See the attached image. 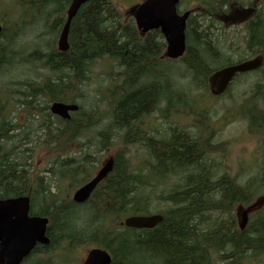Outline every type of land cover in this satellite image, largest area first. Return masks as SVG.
<instances>
[{"label": "trees", "instance_id": "1", "mask_svg": "<svg viewBox=\"0 0 264 264\" xmlns=\"http://www.w3.org/2000/svg\"><path fill=\"white\" fill-rule=\"evenodd\" d=\"M137 1L92 0L84 4L71 22L69 49L61 52L56 42L66 23L68 0H19L22 14L18 18L24 22H15L10 34L5 29L0 35V73L13 66L14 74L1 89L10 98L16 97L17 105L27 108L30 114L41 111L43 122L46 118L55 120V127L40 126L47 131L42 140L44 147L48 145L54 154L50 164L53 173L59 180L77 173L90 178L97 168L90 155L94 146L105 145L109 123L120 139L115 140L113 170L97 186L94 199L72 206L57 202L49 193L51 182L45 170L33 173L31 164L20 163L23 156H29L25 152L28 149L21 148L33 142V137L21 136L20 143L13 140V150L8 149L10 125L2 119L0 197L29 195L31 214L53 220L48 234L63 231L65 238L74 235L71 243H82L84 248L96 244L112 253V264L263 262L264 203L250 214L244 229L238 226L235 209L239 204L250 205L264 194V168L251 174L254 171L241 166L240 161L235 171L241 166L247 172L245 181L227 171L220 176L207 162L208 150L216 145L210 142L211 131L209 138L175 131L173 127L171 132L166 127L158 134L149 120L159 115L157 112L164 120H171L180 113L181 97L182 105L200 110L202 106L197 107L199 102L189 94L190 86L201 90L205 98L210 94L208 79L214 69L258 52L264 54V0H191L192 7L200 10L188 19L186 51L177 60L166 58V43L160 32L141 35L134 19L125 15L122 8ZM182 2L190 4V0ZM252 6H257L256 14L249 16L241 29L235 27L232 37L231 27L227 29L223 21H216L231 9ZM240 30L245 32L243 41L236 34ZM20 31L37 33L39 40L31 51H25V44L20 42ZM44 34L50 37L45 39ZM106 59L118 60L120 70L113 68L107 75L110 86L105 92L96 89L93 96L85 90L90 66ZM29 66L32 71L43 69L50 75L43 73L44 81L37 80L40 73L27 80L18 78L21 73L16 71ZM254 74L258 75L257 81L252 80ZM174 78L187 81L189 88L178 92ZM235 80L240 85L237 100L247 118L242 120L248 122V132L256 138L264 133V65L263 69L239 74ZM233 87L225 93L229 99ZM55 101H79L80 110L70 120L55 118L50 112V104ZM162 104L164 107L159 108ZM16 137L13 134V139ZM223 144L218 146L222 148ZM76 146L83 152H76ZM259 150L257 145L250 158ZM249 176L253 177L246 181ZM73 181V188L82 182L75 176ZM158 186L165 188L157 192ZM151 205L157 206L156 212H149ZM150 213L164 214L163 221L154 228L124 225L130 215ZM76 216L78 228L71 222ZM54 263L52 259L49 262ZM74 263L75 258L70 257L69 264Z\"/></svg>", "mask_w": 264, "mask_h": 264}, {"label": "water", "instance_id": "2", "mask_svg": "<svg viewBox=\"0 0 264 264\" xmlns=\"http://www.w3.org/2000/svg\"><path fill=\"white\" fill-rule=\"evenodd\" d=\"M90 0H73L68 9V18L58 41L59 50L65 52L69 48L68 33L71 21L80 7ZM180 0H145L136 6L132 13L137 27L142 34L151 30L160 29L166 39V53L169 58L182 56L186 48V22L190 11L183 15L178 14ZM2 27L0 25V33ZM263 63V57L242 62L216 71L210 77V90L215 96L223 94L231 80L238 72H246L259 67ZM52 112L69 118L70 111L79 109V104H67L56 102L51 107ZM113 169V159H109L97 176L80 188L74 196L77 202L88 199L97 183ZM29 197L0 200V264H20L39 241L48 243L46 227L48 220L41 217L28 215L30 204ZM264 203V195L259 197L253 204L237 208L238 223L244 229L248 223L249 215ZM163 220L160 214L136 215L126 219L128 227L153 228ZM110 255L101 249H93L84 264H110Z\"/></svg>", "mask_w": 264, "mask_h": 264}, {"label": "rangeland", "instance_id": "3", "mask_svg": "<svg viewBox=\"0 0 264 264\" xmlns=\"http://www.w3.org/2000/svg\"><path fill=\"white\" fill-rule=\"evenodd\" d=\"M14 1L16 0H0V6L4 3H10L9 5H2V8L4 9V6H5L7 8L6 9L7 14H11L12 16L15 14V10L17 9ZM189 5L190 7L194 6L191 0H190V4H183L181 8L185 9ZM0 14L3 16L2 17L0 15V19L3 20L4 18L6 26H8L9 28L12 27L15 21H19L18 13L13 16V20L10 19L9 16L4 12L0 11ZM232 25L233 24L230 23L229 27ZM239 29L241 28L239 27ZM234 30H235V26H232L230 28L231 36H233ZM236 34L243 41L245 32L243 30H240ZM49 37L50 35L48 34L43 35V38L45 39ZM20 42L25 44L24 45L25 51H31L36 45L37 39L33 33H31L30 31H27L20 38ZM117 65H118V60H114V59L98 60L95 63H92L89 69L90 80L85 84L86 92L89 94H92L93 96L96 93V89H99L102 92H105V87L110 86L108 85L109 81L107 79V75L109 72L112 71L113 68H115L117 72H119L120 68L117 67ZM31 67L32 66H29L23 71L17 70L16 72H20L21 75H19V77L18 75L16 76L18 78L27 80V78H30L31 76H36L39 72H44L43 70L32 71L30 69ZM4 70L6 72L0 76L1 81L3 80L7 81L9 77H13L12 75H14L13 67L8 66V67H5ZM53 77H54V74H53ZM252 80L257 81L258 75L254 74V77L252 78ZM174 84H175V88H179L178 92H181V93H183L186 90V87L189 88L187 81H184L183 79H180V78H174ZM233 86L234 87L231 92L232 94L231 99L227 98L226 96L221 97V99L220 98L214 99L215 97L208 95V97H205V101L207 103L203 101L204 97H202L201 95L202 91L190 86L189 89H192V90L189 92V94L193 95L195 100L200 103V104L199 103L197 104V107L200 108V105L202 107L198 111L197 110L193 111L189 106L184 104L183 105L184 107L183 106L179 107V111L180 113H184V116H189V115L195 116L193 117L194 123H191V124L188 123L189 125L183 128V130L189 131L194 136H199V137H204V138H209V134L211 131L210 142L212 144L217 145L210 152H208L207 162L210 164L212 169L214 168L215 170H217L220 176L227 171L231 175H235L239 181L243 182L245 181V178L247 177V174H246L247 172H243L241 166L249 167L251 171H254L251 174H256L258 173L259 168H264V133L258 134L255 138L252 135H250V133L248 132V128H247L248 122L242 120V119H247L244 116L243 111H242V107H241L242 103H239L237 100L239 96V92H240V85L239 83H235ZM1 90L3 89H0V91ZM183 99L184 97H181L179 104L181 105L183 104ZM187 104L191 105V103H187ZM159 108H163V105L159 106ZM188 110H190L191 112H189ZM157 113L161 115L160 112H157ZM10 114L13 115V109L11 110ZM178 115L179 114L175 115V117H177ZM175 117H172L171 120H164L162 118V123L157 128V133L160 134V129L162 131V129L165 127H168L167 131L169 132H171L170 127H173V130L178 131L177 126H185L187 124V123L181 122L182 119H178ZM219 120H222L223 123L221 124V126L216 128L215 124ZM149 121L152 122L151 119ZM156 123L159 124L160 120L158 119ZM219 143H224L222 145V148H224V150L218 146ZM257 145H259V149L261 150L256 152V154L250 158V154L252 150L254 148H257ZM41 152L43 151H40L38 153H41ZM41 158H42L41 156H38V157L36 156L34 158V162L36 163L38 162L41 165L42 164ZM245 158H248V159L244 162L243 159ZM240 161H241L240 169L238 171H235V165L236 163ZM74 176L75 178L77 177L78 180L80 179L79 173H77ZM74 176H70V178H67V179L69 181H73ZM252 177L253 176H249L246 181H248ZM257 178H258L257 181H260L261 175L257 176ZM163 188H165V186L157 187L156 190L157 192H159ZM152 211H155V212L157 211L156 205H151L149 207V212H152ZM77 220H78V217L76 216L74 217L73 221H71L72 226L74 228L75 227L78 228ZM61 232L58 231V232H55V234H58ZM77 260H78V254H77V257L75 258L76 263H77ZM258 264H264V261L263 262L258 261Z\"/></svg>", "mask_w": 264, "mask_h": 264}, {"label": "flooded vegetation", "instance_id": "4", "mask_svg": "<svg viewBox=\"0 0 264 264\" xmlns=\"http://www.w3.org/2000/svg\"><path fill=\"white\" fill-rule=\"evenodd\" d=\"M242 10L240 9H235L233 13H240ZM59 118V117H58ZM31 129V128H30ZM111 147H106V148H94V152H104V153H110L111 152ZM38 248L35 250L33 249L31 253L24 258L23 264H28L31 262L32 264H39L38 261H42V264H45L43 257L37 254Z\"/></svg>", "mask_w": 264, "mask_h": 264}, {"label": "bare ground", "instance_id": "5", "mask_svg": "<svg viewBox=\"0 0 264 264\" xmlns=\"http://www.w3.org/2000/svg\"><path fill=\"white\" fill-rule=\"evenodd\" d=\"M124 65V64H123ZM118 69V68H117ZM9 72V71H8ZM114 74V73H113ZM149 75V74H148ZM13 76V75H12ZM154 77V76H153ZM117 79V78H116ZM23 81V80H22ZM87 83V82H86ZM112 85V84H111ZM14 86V85H13ZM16 89H18V88H16ZM25 91V90H24ZM25 94V93H24ZM181 96V95H180ZM35 97V96H34ZM34 100V99H33ZM41 102V101H40ZM163 105V104H162ZM164 107V106H163ZM94 110V109H93ZM255 111V110H254ZM101 125V124H100ZM95 129V128H94ZM123 131H124V129H123ZM122 134V133H121ZM147 172V171H146ZM176 179V178H175ZM127 180V179H126ZM169 181V180H168ZM176 183V182H175ZM125 187V186H124ZM159 187V186H158ZM163 187V186H162ZM170 187V186H169ZM148 193V192H147ZM172 193V192H171ZM152 201V200H151ZM143 203V202H142ZM156 210V209H155ZM101 213H102V211H101ZM104 213V212H103ZM108 217V216H107ZM110 219V218H109ZM104 222V221H103ZM101 223V222H100ZM101 225V224H100ZM110 226V225H109ZM101 230V229H100ZM83 231V230H82ZM87 233V232H86ZM84 238V237H83Z\"/></svg>", "mask_w": 264, "mask_h": 264}]
</instances>
